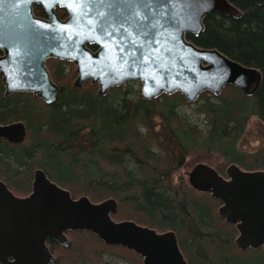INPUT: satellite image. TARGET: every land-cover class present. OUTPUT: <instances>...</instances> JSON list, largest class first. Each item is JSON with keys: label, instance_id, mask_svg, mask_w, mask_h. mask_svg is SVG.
<instances>
[{"label": "trees", "instance_id": "trees-1", "mask_svg": "<svg viewBox=\"0 0 264 264\" xmlns=\"http://www.w3.org/2000/svg\"><path fill=\"white\" fill-rule=\"evenodd\" d=\"M229 1L242 11L241 17L210 13L204 30L187 38L197 47L216 49L259 69L262 81L253 95L233 85L218 96L205 91L194 102L205 119L195 123L179 111L191 104L180 92L145 100L141 88L129 82L100 95L99 85L91 81L74 86L78 75L72 62L51 58L46 65L60 86L51 104L28 92L5 96L0 76V123L23 122L27 128L21 144L0 140V178L24 197L32 192L35 170L41 168L76 199L88 196L98 203L115 198L119 210L114 220H132L159 232L175 229L189 264H264L261 249L237 248V232L218 217L215 200H190L197 196L189 181L174 185L173 179L176 159L181 167L185 156L197 150L217 152L225 165L264 170V148L246 155L238 147L252 116L264 123V0ZM33 10L38 17L47 16L40 5ZM57 13L67 17L64 9L57 8ZM155 114L166 146L152 126ZM66 234L68 247L47 242L54 264L108 263L105 255L143 264L137 253L109 246L90 231Z\"/></svg>", "mask_w": 264, "mask_h": 264}, {"label": "water", "instance_id": "water-1", "mask_svg": "<svg viewBox=\"0 0 264 264\" xmlns=\"http://www.w3.org/2000/svg\"><path fill=\"white\" fill-rule=\"evenodd\" d=\"M34 5L42 6L47 16H36ZM57 8L67 17L60 18ZM213 12L243 14L229 0H0L5 96L28 92L47 104L55 102L60 86L46 65L51 58L72 62L78 75L74 86L91 81L99 85L100 95L139 82L145 100L180 92L194 103L205 91L218 96L229 85L251 96L262 81L259 69L187 38L199 35ZM26 136L23 122L0 123V140L21 144ZM225 174L200 163L189 182L223 203L219 216L235 225L239 249L264 251V170L247 171L232 163ZM118 210L115 198L98 203L88 196L74 198L41 168L35 170L32 192L24 197L0 178V264H54L48 240L68 247L66 233L80 230L137 253L143 264H188L173 230L116 221L112 215Z\"/></svg>", "mask_w": 264, "mask_h": 264}, {"label": "rangeland", "instance_id": "rangeland-1", "mask_svg": "<svg viewBox=\"0 0 264 264\" xmlns=\"http://www.w3.org/2000/svg\"><path fill=\"white\" fill-rule=\"evenodd\" d=\"M75 70H76V66H75ZM132 84L137 89L141 88V84L139 82H132ZM135 97L136 95L132 96V98ZM195 108H196V104L191 103L190 105L187 104L180 107L179 111L182 113V115L185 114L186 117H189L191 121L195 123H199L201 120L203 121L205 117L204 115L197 113L195 111ZM151 121H152V126L155 127V131H157V133L155 134L160 138V141L163 142V145L166 146L168 142L165 140L166 136L164 132L160 130L161 126L159 123L161 120L159 116L155 114L153 116V119H151ZM171 146L174 148V144H171ZM238 147L246 155H252L264 148V123L258 117L252 116L249 119L246 131L242 136L241 140L239 141ZM194 152L195 153L185 156L184 166L174 168L173 171L174 185H177L179 181L188 182V173L198 163H206L220 169L222 172L225 171L227 165L224 164V160L217 152L206 151V150H197ZM199 195L197 194V196ZM121 213L123 212L121 211ZM104 261L108 263H103V264H125L124 262L119 261L118 258L111 255H105Z\"/></svg>", "mask_w": 264, "mask_h": 264}, {"label": "flooded vegetation", "instance_id": "flooded-vegetation-1", "mask_svg": "<svg viewBox=\"0 0 264 264\" xmlns=\"http://www.w3.org/2000/svg\"><path fill=\"white\" fill-rule=\"evenodd\" d=\"M170 143H171V144H174V142H170ZM176 154H177V153H176ZM178 160H179V159L177 158V159H176L175 168L178 167ZM184 164H185V161H184V163H183L182 166H184ZM198 164H200V163H198ZM198 164H197V165H198ZM204 164H206V163H204ZM207 165H209V164H207ZM229 165H230V164H229ZM229 165H227V167H228ZM182 166H181V167H182ZM209 166H211V165H209ZM194 167H195V166H194ZM194 167H193V169H194ZM212 167L215 168V169L218 171V173H219L220 175H222L223 177L226 178L225 171H226L227 167H226V169H225L224 172H222L220 169H218V168H216V167H214V166H212ZM193 169H192V170H193ZM192 170H191V171H192ZM191 171L188 173V181H189V177H190V173H191ZM173 177H174V175H173ZM189 183H190V182H189ZM190 185H191V184H190ZM191 187H192V185H191ZM174 191L177 192L178 190L175 189ZM191 192L194 193L196 196H197V194H198V195L200 194L201 196H200V195L197 196V197H191V196H189V199H190V200H192V199H198V200H210V198H212L213 200H215L216 202H214V201H213V202H214L215 207H216V213H217L218 217L220 218L219 213H218V210H219V208L223 205V203H222L220 200H218V199L212 197V195H211L209 192L200 191V190L195 189L194 187H192ZM210 201H211V200H210ZM220 219H221V218H220ZM221 220H222L223 222H225L226 224L232 226V227L235 229V231L237 232V235H236V237L234 238V242H235L236 238H237L238 235H239V233H238V231H237L235 225L226 222L224 219H221ZM171 230H172V229H171ZM173 231L176 233L177 238H178V241H179V237H178V233H177V231H176L175 229H173ZM179 245H180V241H179ZM235 245H236V244H235ZM180 248H181V246H180ZM237 248H238V247H237ZM258 249H261L262 254H263V257H264V251H263V249H262V248H258ZM258 249L247 248L246 250H258ZM181 250H182V248H181ZM240 250H241V249H240ZM242 251H245V250H242ZM182 252H183V250H182ZM183 254H184L185 258H186V253L183 252ZM186 260H187V258H186ZM187 262H188V260H187ZM188 264H189V262H188Z\"/></svg>", "mask_w": 264, "mask_h": 264}, {"label": "snow or ice", "instance_id": "snow-or-ice-1", "mask_svg": "<svg viewBox=\"0 0 264 264\" xmlns=\"http://www.w3.org/2000/svg\"><path fill=\"white\" fill-rule=\"evenodd\" d=\"M75 3H82V0H74Z\"/></svg>", "mask_w": 264, "mask_h": 264}, {"label": "bare ground", "instance_id": "bare-ground-1", "mask_svg": "<svg viewBox=\"0 0 264 264\" xmlns=\"http://www.w3.org/2000/svg\"><path fill=\"white\" fill-rule=\"evenodd\" d=\"M209 15V14H208Z\"/></svg>", "mask_w": 264, "mask_h": 264}]
</instances>
